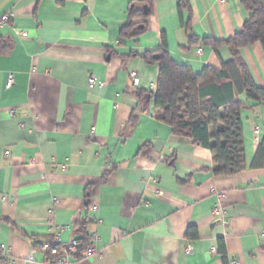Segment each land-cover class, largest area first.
I'll list each match as a JSON object with an SVG mask.
<instances>
[{
  "label": "crops",
  "instance_id": "0c3cea01",
  "mask_svg": "<svg viewBox=\"0 0 264 264\" xmlns=\"http://www.w3.org/2000/svg\"><path fill=\"white\" fill-rule=\"evenodd\" d=\"M132 1L0 0V264H46L29 257L56 236L95 243L74 264H264V104L241 113L246 169L216 175L210 149L157 119L160 65L144 55L166 50L199 74L232 50L190 43L181 0H152L146 17ZM189 3L200 38L228 39L249 16L242 0ZM240 53L264 87L263 46Z\"/></svg>",
  "mask_w": 264,
  "mask_h": 264
},
{
  "label": "trees",
  "instance_id": "16d2710c",
  "mask_svg": "<svg viewBox=\"0 0 264 264\" xmlns=\"http://www.w3.org/2000/svg\"><path fill=\"white\" fill-rule=\"evenodd\" d=\"M135 3L140 8H131V15L146 17L150 14L152 0H133L132 4ZM242 4L249 14L248 19L241 31L225 40L200 38L194 34L191 21L184 23L183 20V12L190 9L189 0H181L179 4L190 43H203L216 50L222 45L231 48L232 58L224 62L221 69L207 66L196 74L190 67L173 60L166 50L144 55L147 61L160 65L157 90L151 93L157 119L170 125L176 134L187 132L196 144L210 149L214 172L221 176H233L246 169L241 113L248 107L247 101L264 104V87L256 83L240 53L242 48L255 43L264 48V0H242ZM144 6L148 7L147 15ZM155 55H159V59L156 60ZM241 95L247 100L241 99ZM253 166L264 167V140ZM88 247L84 248L79 241L75 256H81Z\"/></svg>",
  "mask_w": 264,
  "mask_h": 264
},
{
  "label": "built area",
  "instance_id": "2783aa9c",
  "mask_svg": "<svg viewBox=\"0 0 264 264\" xmlns=\"http://www.w3.org/2000/svg\"><path fill=\"white\" fill-rule=\"evenodd\" d=\"M11 21V14L5 13L0 15V27L6 26ZM23 35H27L26 32H22ZM199 52H202V47L199 48ZM131 76L135 83L138 82V73L133 71ZM95 78L91 76L89 83L90 86H94ZM15 83V74L10 72L8 74V78L6 81V86L10 88ZM152 89L157 90L156 85H152ZM213 215L216 217H220L221 221L224 223L227 222L226 213L221 206H216L213 210ZM96 236L92 237V242L96 241ZM79 241L77 239L71 240L69 243H63L61 238L56 236L52 240H44L37 244L36 249L30 255V259H33L34 253L36 251H43L47 255H53L54 259L49 260L46 264H74V258L76 257L75 254L78 252ZM1 249H4V246H1ZM96 245L92 243L87 249L83 250L80 255L82 258H90L94 256L96 253ZM188 252L191 251V248L187 250Z\"/></svg>",
  "mask_w": 264,
  "mask_h": 264
},
{
  "label": "water",
  "instance_id": "95a60500",
  "mask_svg": "<svg viewBox=\"0 0 264 264\" xmlns=\"http://www.w3.org/2000/svg\"><path fill=\"white\" fill-rule=\"evenodd\" d=\"M143 10H144V14L147 15V13H148V7L147 6H144L143 7ZM139 28H143V25H140ZM155 58L156 59H159V55H155Z\"/></svg>",
  "mask_w": 264,
  "mask_h": 264
}]
</instances>
